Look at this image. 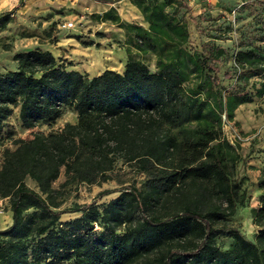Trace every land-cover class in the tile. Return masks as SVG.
I'll return each mask as SVG.
<instances>
[{"label":"trees","instance_id":"1","mask_svg":"<svg viewBox=\"0 0 264 264\" xmlns=\"http://www.w3.org/2000/svg\"><path fill=\"white\" fill-rule=\"evenodd\" d=\"M251 1L264 9V0ZM175 2L147 0L142 7L137 0L148 28H128L137 51L156 54L155 71L131 54L122 72L105 69L93 77L68 70L38 48L12 55L16 68L0 73V136L18 101L24 129L54 121L64 108L76 123L3 150L0 200L8 203L10 224L0 230V264H264V197L254 219L260 226L255 243L236 229L214 227L243 206L246 190L231 179L220 133L208 118L224 111L223 98L215 91L207 108L202 83L190 87L186 68L204 73L212 89L222 51L204 45L194 61L180 48L186 20L165 11ZM11 16H0V28ZM257 40L264 43V37ZM239 46L235 84L260 79L256 94L264 99V49ZM248 102L237 93L225 104L232 116ZM118 161L142 176L138 187L115 191L101 207L94 201L61 209L66 186L101 185ZM62 170L65 180L54 188ZM257 185L264 192V175ZM67 213L79 216L60 221ZM217 237L231 238L229 248H220Z\"/></svg>","mask_w":264,"mask_h":264},{"label":"rangeland","instance_id":"2","mask_svg":"<svg viewBox=\"0 0 264 264\" xmlns=\"http://www.w3.org/2000/svg\"><path fill=\"white\" fill-rule=\"evenodd\" d=\"M162 3L164 0H154ZM185 7L176 2L165 8L174 20H186V39L180 48L196 59L204 45L218 47L220 53L217 67L218 86L211 89L204 73L189 74L187 84L191 87L201 82V97L213 103L212 95L219 91L224 111L217 116L209 112L208 118L214 122L220 133L222 149L226 155L229 175L236 179L240 189H245L243 206H238L233 217L215 224V228L236 229L245 240L256 242L260 226L254 223L261 206L264 192L258 188L257 181L264 175V99L257 96L260 79H250L244 86L235 84L238 73L233 57L241 49L260 47L258 37H264V9L262 5L251 4V0H184ZM144 7L147 0H140ZM11 13L9 22L0 28V73L16 68L12 55L31 49L49 51L57 63L68 70H76L93 77L105 69L122 71L127 54L140 59L155 71L157 56L153 52H139L130 42L132 34L129 27L148 28L145 15L137 7V0H117L112 3L92 0H0V16ZM190 15V16H187ZM72 23L70 28H62L63 23ZM92 41L86 47L83 43ZM253 46V47H251ZM8 47L9 50H4ZM246 95L250 102L237 106L229 115L226 102L229 99ZM208 94V98L205 95ZM19 101L12 107V114L5 123L0 136V164L4 149L14 150L25 145L34 133L59 131L63 126L76 123L75 114L68 108L54 121L38 125L34 129H24L17 118ZM191 126H194L191 125ZM6 133H12L11 139H4ZM4 137V138H3ZM111 179L101 185L70 184L64 189L61 209L74 205H87L92 202L101 207L118 195L122 188L135 184L139 186L142 176L135 170L118 161ZM65 180L63 170L53 187L59 188ZM28 187L35 189L34 183L25 179ZM103 191L111 194L98 197ZM77 214H64L60 221L75 219ZM10 224V213L6 200H0V230ZM232 239L217 237L216 243L222 249H228Z\"/></svg>","mask_w":264,"mask_h":264},{"label":"built area","instance_id":"3","mask_svg":"<svg viewBox=\"0 0 264 264\" xmlns=\"http://www.w3.org/2000/svg\"><path fill=\"white\" fill-rule=\"evenodd\" d=\"M72 27V23L68 22V23H63L62 28H70Z\"/></svg>","mask_w":264,"mask_h":264},{"label":"crops","instance_id":"4","mask_svg":"<svg viewBox=\"0 0 264 264\" xmlns=\"http://www.w3.org/2000/svg\"><path fill=\"white\" fill-rule=\"evenodd\" d=\"M44 51H46V50H44ZM101 72H102V71H101ZM101 72H100V73H101ZM117 72H119V73H120V72H122V71H117ZM100 73H98V74H96V75H94V76H97V75H99Z\"/></svg>","mask_w":264,"mask_h":264}]
</instances>
